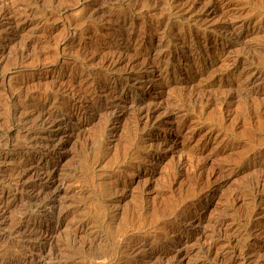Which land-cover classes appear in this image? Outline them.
Returning a JSON list of instances; mask_svg holds the SVG:
<instances>
[{"label": "rangeland", "instance_id": "374dc122", "mask_svg": "<svg viewBox=\"0 0 264 264\" xmlns=\"http://www.w3.org/2000/svg\"><path fill=\"white\" fill-rule=\"evenodd\" d=\"M0 264H264V0H0Z\"/></svg>", "mask_w": 264, "mask_h": 264}]
</instances>
